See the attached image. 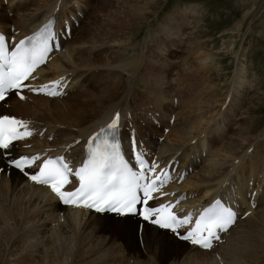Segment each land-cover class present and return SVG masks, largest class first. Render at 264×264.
<instances>
[{
    "label": "bare ground",
    "instance_id": "6f19581e",
    "mask_svg": "<svg viewBox=\"0 0 264 264\" xmlns=\"http://www.w3.org/2000/svg\"><path fill=\"white\" fill-rule=\"evenodd\" d=\"M30 2L26 0L10 2L11 4L9 10L16 12L11 17H9L7 13L5 14L0 10V28L8 29V26L9 28L13 26L15 30H20L22 33H26L29 32V30L37 28L45 19L52 16L53 12L55 16H59V20L61 21L65 18H69L70 14H73L77 18L78 16L76 14L84 11L80 5H77L75 10L68 12V0H30ZM149 2L150 1H148V3ZM79 6L81 9H79ZM149 6H136L138 8L137 10H141L138 15L143 18L145 17V20L149 15V13L146 12L148 11L146 10L148 9L146 7ZM25 9H32V11L30 10V13L24 12L25 14L21 13V11ZM72 9L73 8H70V10ZM56 10H58V12ZM190 11H193L192 8ZM90 13L87 16H89V19L93 18L94 20L90 21L95 23L98 16L95 15V12ZM143 18H141V20ZM78 21L85 22L83 19H78ZM84 24L85 23L82 25L83 28L81 33L76 35L75 39L72 40L73 42L66 43L65 49L56 54L58 57L55 58L54 56L52 60L39 72L42 76V80L53 78L60 74H66L67 77H71V83L69 85L70 92L69 95H67V98L50 99L44 96L30 95L26 97L24 101H21L12 97L9 103V109H5L6 106L2 108L9 97L0 102V110L3 111V113L28 118L30 119V126L36 129V134L26 141L27 143H30L27 151H65L71 159H75L80 152L81 143H77L73 146L72 143L76 142L80 138H85L97 126L108 120L113 113L119 112L120 110L119 113L121 114L123 124L128 122L126 118L124 119V115L127 114L124 110L126 109V106L118 108L117 105H115L117 103L113 102V99H115V97L113 98V93H106L110 90V88L107 87L105 90L103 89L100 92V90L95 89L93 82L91 83L88 81L89 78L93 79V77L96 76L93 69L101 67V65L107 66L109 65V62L113 63L116 59L114 58L115 56L112 55L114 53L109 54L108 57L106 54L105 56L102 55V53L91 56L82 52L85 49L76 48L77 45H74V41L80 42L84 40L86 34L92 28L90 26L89 28L86 27V32ZM171 26L172 25H170V27ZM96 28L94 27V29ZM131 28V26L127 27V32H129ZM178 28L179 26L176 24L173 28L171 27L172 30H176ZM110 30L111 29H109V31ZM76 31L77 30L75 29L74 32ZM123 34L126 35L125 32H123ZM136 34L133 37H136ZM129 40H133L132 36H127L123 41L129 42ZM90 42H97V39H92ZM242 52L244 53V51ZM209 56L210 55L200 59L197 71V74L202 78H207V81L209 80V77L204 75L203 71L205 68L203 67L204 65L206 67V61L210 58ZM134 59V61H131L132 58L130 59L131 63L126 62L128 59L124 60L117 66L130 74V72H133V68H131V66L136 63V58ZM132 62L135 63L132 64ZM51 72H54V74H51ZM182 75L184 77H190L187 73H184V71ZM163 78V76L162 78L157 77V81L155 82L160 83V87L158 89H162V92H168L165 86L167 81ZM248 80L249 78L246 73L245 65L242 63L235 70L231 87L228 86V90H224L222 94L226 97H230L237 92L239 98L248 90L247 87L251 86L249 84L250 81L248 82ZM207 85L208 82L204 84L206 87ZM181 91L182 90H179L177 92L181 93ZM104 95L105 97H103ZM83 98L85 99V102H82ZM162 98H166L165 95ZM91 99H93V101ZM237 99L233 103L230 101L231 104H234V107L239 104ZM60 101H63V103ZM161 105L163 115L160 114L159 118H162V120L158 119L159 122L162 121L166 123L172 117H175L174 122H176L173 125L169 123L165 125L166 127H171L172 130H175L173 132V136L165 137L166 140H163L162 142H159L158 138L153 140L151 137H149L146 141L152 151L156 153L159 158L168 160L170 157L175 155L181 159L182 166L186 165L187 168L192 166V172H196V170L199 169L200 172L197 177H207L208 174L214 177V174L216 175V173H219L220 168H223L224 164L229 161V156H224L223 152H230L236 155L238 154V151L243 148H232V142L234 141V138L232 137L233 135L231 136V139L225 143V146H223V152H218V154L217 152L215 153V151L214 153L211 151L212 149L207 146L209 144L206 145V136L208 138H213L215 142L222 140L221 133L224 132L223 130L225 125L227 126V120L224 115L221 114L218 118L214 115L217 120H215L216 126L214 125L215 128H213V130L210 128V130H202L200 129L201 125L203 121L209 117V115L200 116L192 121H188V115L187 113H184V111L176 113L173 108L172 111L169 112L170 109L168 110L166 104L161 103ZM220 109L221 108L218 110ZM168 112L169 115L166 120L165 118ZM177 116L186 121L180 124ZM138 121L139 119L137 117L132 118L133 128H135V126L137 127L135 129L138 131V136L143 139V137L147 135L145 132L151 131L149 130L151 128V122L148 121L145 125L138 127ZM208 124L209 123H207V125ZM44 128L46 131L40 136L39 133ZM239 128L240 129L236 131L239 135L238 143H236L234 147H238L241 141L245 144V141L248 142L251 140V134L255 129V125L243 122L239 125ZM50 136H52L51 140ZM193 139H195V143L191 142ZM151 143H154V146H151ZM19 148L20 145H16V142H14L8 147V151L11 155H14L21 152ZM205 150L208 152L202 160L205 161L207 158L211 159V162H207L208 164L206 165L205 163L201 164V162H203L202 160L201 162H198L197 160V158L201 156V153ZM248 158H250V156ZM7 159L8 158H3L0 151V264H35V262L38 261V257L34 253L32 244L35 242L37 244L42 242L43 244V241L48 248L43 250V255L40 257L38 264H73L77 261L79 264H142L143 262H146L147 264H215V261L209 256V254L216 248H212L211 250H201L196 247L189 246L184 242L177 241L166 231L156 229L148 224L139 226L138 221L131 216L121 217L108 213H88V211L83 209H72L68 206L59 205L55 197L47 190V188L31 183L19 171L11 168L6 163ZM262 159H264V157ZM240 164H242V162ZM260 167L263 168L264 166ZM255 170L256 169H254V173ZM249 172H251V170H249ZM251 173H249V175L247 174V177H245L243 173L235 174L233 180H237L236 186H234L232 180L228 181L223 179L215 182V184L210 183V185L205 186L204 188L200 187L198 179V181L194 180L195 178L192 179L193 174H191L181 185H176L174 188L189 190V193L194 195V198L190 202H201L204 200L209 201L218 195L226 194L228 197H231V195L234 194L237 198V202L240 204V214H244L246 212L253 211L250 206L249 197H247L248 190L250 191V195L253 190L259 193L257 188L250 186V182L252 180ZM258 175L259 174L257 173V176ZM221 178H223V176H221ZM242 179H245L247 182L244 183L243 181L245 180L241 182ZM239 183H241V185ZM263 197L261 195L262 200ZM261 206L263 205L261 204L259 207ZM257 214L259 215V212ZM40 220L49 222L54 221L55 224L50 227L48 223H43L44 221H41V224ZM240 221L243 223L244 221H248V219L242 221V218H239L235 225L228 230V233L225 236V241L222 242L226 251L225 256L231 260L228 261V264H255L254 262L251 263L248 259L246 260L245 258L247 256H243L242 254V241H244L245 238H247L246 241L249 240L250 229L239 232L237 225ZM251 221L247 225L252 223ZM131 225L132 229L130 227ZM49 228H51V232L48 230ZM30 239L35 242H30ZM16 241L19 243L16 244ZM246 245L247 250L250 251V246L248 244ZM37 246H39V244ZM81 251H83V255L80 254Z\"/></svg>",
    "mask_w": 264,
    "mask_h": 264
},
{
    "label": "rangeland",
    "instance_id": "374dc122",
    "mask_svg": "<svg viewBox=\"0 0 264 264\" xmlns=\"http://www.w3.org/2000/svg\"><path fill=\"white\" fill-rule=\"evenodd\" d=\"M16 1L17 0H0V10L5 14L7 13L9 17L13 16L16 12L9 10L10 2ZM26 1L30 2V0ZM148 1H150V4ZM77 5H80L84 10L79 14L83 16L82 19L85 22H81L80 27L76 28L77 31L74 32L73 38L68 41V43H72L76 35L81 33L83 28L82 25L85 23L84 28H89V26L92 28L86 34L84 40L80 42L74 41V45H77L76 48L85 49L82 52L91 56L102 53V55L105 56L106 54L108 57L109 54L114 53L112 55L115 56L114 58L116 60L113 61V63L109 62L107 66L101 65V67L93 69L96 76L93 77V79L89 78L88 81L91 83L93 82L95 89L100 90V92L109 87L111 91L109 90L106 93H113V98L115 97L113 102L117 103L115 105H117L118 108H122L121 106H126V108L129 105L134 106L128 107V109L134 113V116L126 118L127 121H132L133 117H137L140 126H143L149 121L151 122L150 130L154 133L155 137L161 135L165 138L173 136L175 130L169 127L170 130L164 133L163 127L167 125V123L162 126L161 123H157V121L153 122L150 119L151 116L156 114V117L162 120V118H159L160 114L163 115L161 103L167 105L168 110L170 109L169 112H171L173 108L176 113L184 111V113L188 115V121H192L200 116L209 115L201 125L200 129L202 130H213L216 126L215 120H217L221 114L226 117L227 126L225 125L223 130L225 133H221L222 140L215 142L213 138H208L206 136V145L209 144L207 146L212 149L211 151L213 153L215 151V153L217 152L218 154V152H223V146H225V143H227L233 135L234 141L232 142V148H243H241L236 155L230 152H223L224 156H229V161L224 164L223 168H220L221 172L219 171L216 175L214 174V177L210 174H208L207 177H197L200 172L199 169H197L196 172L194 171L192 173V179L195 178L194 180H199L200 182L198 181V183L202 188L210 185V183L215 184V182L223 179L228 181L232 180V183L236 186L237 180H233L235 174L243 173V175L247 177L249 173L252 172L250 184L252 187L257 188L259 192L258 206H256L253 211H249L250 215L245 218L248 219V221H244L243 223L240 221L238 224L239 226L237 225V229L239 232L250 229V236L248 238L250 241H246L247 238L242 241V254L243 256H247L245 259L250 260L251 263L264 264V202L262 203L261 198L262 191L264 192V173H262L264 172V167H260L264 166V159H262L264 157V0H76V2L75 0H68L67 8H69V10H67V8L66 10L68 12L73 11L76 9ZM142 5L152 6H149L150 8L146 7L148 11L144 10L149 13L146 20L144 19L145 17L143 18L138 15L141 10H137L138 8L136 6L139 7ZM80 6L79 9H81ZM70 8L73 9L70 10ZM191 8L193 11H190ZM30 10L32 11V9H25L21 11V13H30ZM89 11L91 13L95 12V15L98 16L95 23L91 22L94 20L93 18L89 19V16H87L90 13ZM141 18L143 19L141 20ZM175 24L178 25L179 28L172 30L171 27L173 28ZM170 25L172 26L170 27ZM126 26L132 27L129 32H127ZM94 27L97 28L94 29ZM87 28L85 30L86 32ZM109 29L111 30L109 31ZM123 32H125L127 36H132L133 40H129V42L123 41L127 37ZM135 34L136 37H133ZM95 38L97 42H90ZM242 51H244V53ZM207 54L210 55V58L206 61V67L205 65L203 67L205 68L203 73L205 76L209 77L208 81L207 78H202L197 74L200 59L208 56ZM131 58V61H134V58H136V63L132 62V64H135L131 66L133 72H130V75L117 65L127 59L128 61L126 62H130ZM240 63L245 65L246 73L249 78L248 82L250 81L249 84L251 86H248V90L239 98L237 92L230 97H226L222 93L224 90H228V86L231 87L232 78L236 68L241 65ZM191 70L195 71L192 72ZM183 71L191 78L184 77L182 75ZM51 74H54V72H51ZM161 75L164 77L163 79L167 81L165 86L168 92H162V89H158L160 83L155 82L157 81V77L162 78ZM207 82L208 85L206 87L204 84ZM179 90H182L181 93L177 92ZM164 95L166 98L163 99L162 97H164ZM103 97H105V95ZM236 99L240 105L238 104L234 107V104L231 103L236 101ZM91 100L93 101V99ZM83 101L85 102L84 98L82 102ZM9 102L8 100L6 104L8 105ZM60 102L63 103V101ZM5 106L6 105H3L2 108ZM219 108L221 109L218 110ZM169 112L165 118L166 120ZM129 115L131 114L129 113ZM214 115H216L217 118ZM177 119L180 124L186 121L180 119L178 116ZM243 122L254 124L255 129L252 131L250 141H245V144L241 141L238 147H234V145L238 143L239 138L236 131L240 129L239 125ZM207 123H211L210 125L208 124L210 127ZM164 140H166V138ZM162 141L163 140L160 142ZM207 152L208 151L205 150L203 154L201 153L199 158L201 160L205 158ZM249 156L250 158H248ZM202 161L201 164L205 163L206 165L211 162V159L207 158L205 161ZM241 162L242 164H240ZM253 168L256 170L258 169L257 171L255 170L256 174ZM222 170H226L227 173ZM249 170H251V172H249ZM257 173L262 177L263 181L259 175L257 176ZM221 176H223V178H221ZM243 180L245 179H242L241 182ZM243 182L246 183L247 181L245 180ZM239 184L241 185V183ZM261 204L263 206L259 207ZM258 212L259 215L257 214ZM245 219H242V221ZM41 221H44L43 223H48L50 227L55 224L54 221L49 222L40 220L41 224ZM250 221L252 223L247 225ZM130 227L132 229V225ZM48 230L51 232V228ZM29 241L35 242L32 239ZM17 243L19 242L16 241V244ZM35 243L32 245L34 253L37 255L39 261L40 257L43 255V250H46L48 247L44 241L43 244L42 242L38 243L39 246ZM246 244L250 246H248L251 249L250 251L247 250ZM216 250L218 252L215 253L214 257L213 253ZM80 254L83 255V251H81ZM209 255L213 256L211 258H213L215 264L219 263L218 260L223 261L226 259L224 264H228V261H231L225 256L226 251L223 243ZM38 261H36L35 264H38ZM73 264H79V262L77 261ZM142 264L147 263L143 262Z\"/></svg>",
    "mask_w": 264,
    "mask_h": 264
}]
</instances>
